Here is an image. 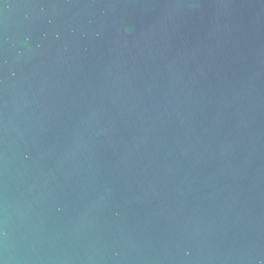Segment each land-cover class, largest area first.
<instances>
[{
    "label": "water",
    "instance_id": "95a60500",
    "mask_svg": "<svg viewBox=\"0 0 264 264\" xmlns=\"http://www.w3.org/2000/svg\"><path fill=\"white\" fill-rule=\"evenodd\" d=\"M0 264H264V0H0Z\"/></svg>",
    "mask_w": 264,
    "mask_h": 264
}]
</instances>
